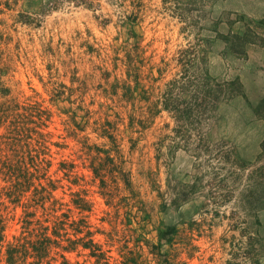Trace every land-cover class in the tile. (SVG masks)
<instances>
[{"label": "rangeland", "instance_id": "rangeland-1", "mask_svg": "<svg viewBox=\"0 0 264 264\" xmlns=\"http://www.w3.org/2000/svg\"><path fill=\"white\" fill-rule=\"evenodd\" d=\"M49 1L0 0V264L152 260L146 242L166 227L185 264H264V0ZM134 33L133 105L121 94L136 85ZM191 67L204 115L189 137L163 102L184 99L169 82ZM108 121L135 199L110 167L93 171ZM180 182L193 196L163 208L159 193ZM45 236L51 257L37 263ZM91 238L98 255L83 246Z\"/></svg>", "mask_w": 264, "mask_h": 264}, {"label": "trees", "instance_id": "trees-1", "mask_svg": "<svg viewBox=\"0 0 264 264\" xmlns=\"http://www.w3.org/2000/svg\"><path fill=\"white\" fill-rule=\"evenodd\" d=\"M96 0H50L48 2L49 7L57 8L58 5L65 3H75L76 5H86L88 7H94ZM128 21L136 22L138 19V16L133 14L130 16H126ZM135 39L134 44L131 45V50H129L128 54V68H129V76L133 78V81H135L136 85L132 87L130 84H124L122 87V100L124 102H130L134 105L135 103V96L137 94V91L140 87V83L138 81V69L136 68L135 63V56L134 52L139 51L141 47V37L137 34H132V36ZM190 67V66H187ZM133 72V73H132ZM199 79L198 76L193 72V68L186 69L182 72V76L180 78H174L171 82H169V85L171 87H176L178 85L182 86V93L184 94V99H181V96L178 98H175L174 100L166 99L163 102V106L166 110L171 112L173 114V118L176 122L175 132L176 133H182V131L186 132V135H189L191 137V131H194L191 127L195 124H201L203 120V108L200 102L201 98V91L199 90ZM207 88V87H206ZM114 89L116 92H113L115 96H118V91L120 89V85L116 84L114 85ZM145 91V90H144ZM146 92V91H145ZM218 94V93H217ZM215 95V98L210 100L209 102L205 99H203V105L205 104H213L217 103L219 97L218 95ZM227 95H224V97ZM206 109V108H205ZM133 118V116H132ZM133 120L134 123V118ZM139 123L142 124L143 120L139 119ZM117 126L113 125L111 122H107L106 125L101 126L100 128V134L99 136L102 138H106L111 143V147L108 149H103L100 146H94L96 148V151L98 153V157L96 159H100L102 163L97 168H93L94 173L97 176L104 177L103 171L107 169V167H110V173L114 176L115 180H118L122 182L125 186V189L131 194V198L135 199L137 197L136 190L133 185L132 181V174L131 171H128L124 168V155L121 150V144L118 142V136H117ZM202 141L203 138H200ZM190 139L185 140L187 143ZM179 144L174 145L173 147L177 148L180 147ZM185 147V146H184ZM193 157L195 158V162H197L200 159V153L197 149L190 150ZM105 155V157H102V155ZM196 164V163H195ZM103 184L107 187L108 182L103 180ZM196 186L194 185H184L183 183H178V188L175 190L176 192H173V196L170 197L169 195H166L165 193H159L160 198L163 201V208H165L168 205L172 206H180L182 203L188 201L191 196H193V192H195ZM86 205L87 202H84ZM46 231L48 228H44ZM0 230L3 231L2 227L0 226ZM178 235V230L175 228H159L158 229V243L153 242L151 240H147V247L149 248V253L153 257L152 260H144L141 258V256L135 254L133 251H130L129 255L126 256L125 264H185L183 260H181L178 256V253L175 251L174 245H175V239ZM91 237V234H89ZM69 243L72 245L70 246H63V250L66 252H70L71 250H74L78 242L71 240L70 238L66 239ZM57 243V242H56ZM51 244L52 240L49 236H45L40 241H38L37 245L33 247V251L35 253L36 259H38V262H41L49 257H51ZM59 245V244H57ZM85 249L92 250L95 255H98L97 252L94 250L95 248L99 247L98 243L94 241V239H90L88 242L83 244ZM99 249V248H98ZM97 250V249H96ZM11 252H14V250H11ZM66 263H69L70 260L66 256H62ZM11 263V260H9Z\"/></svg>", "mask_w": 264, "mask_h": 264}]
</instances>
